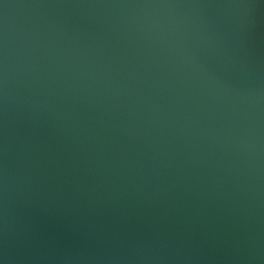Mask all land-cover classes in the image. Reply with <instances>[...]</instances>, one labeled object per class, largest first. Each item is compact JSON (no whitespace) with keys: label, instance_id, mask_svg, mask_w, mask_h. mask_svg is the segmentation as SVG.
<instances>
[{"label":"water","instance_id":"obj_1","mask_svg":"<svg viewBox=\"0 0 264 264\" xmlns=\"http://www.w3.org/2000/svg\"><path fill=\"white\" fill-rule=\"evenodd\" d=\"M0 264H264V0H0Z\"/></svg>","mask_w":264,"mask_h":264}]
</instances>
